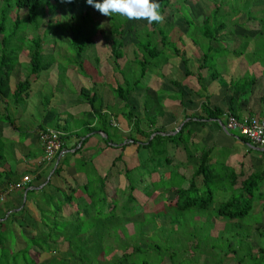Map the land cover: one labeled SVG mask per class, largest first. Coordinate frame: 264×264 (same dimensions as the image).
<instances>
[{"label":"trees","instance_id":"16d2710c","mask_svg":"<svg viewBox=\"0 0 264 264\" xmlns=\"http://www.w3.org/2000/svg\"><path fill=\"white\" fill-rule=\"evenodd\" d=\"M59 1L60 0H15L13 3V6L16 9V13L14 15L15 18L12 20V22L7 24H13V28L16 30L18 24H22L18 15L19 12L22 11L24 12L25 23L22 24V26L24 28L28 26L27 28L33 32H36L37 28L40 26V18H38L41 13L40 9L43 8L45 3ZM158 3L159 10L161 14L164 15L166 8L170 4V0H158ZM221 4L222 2L220 5ZM226 5L227 4H225V7ZM244 6V11H241L244 12L248 19L255 21L256 17H254L253 12L249 11L250 8L248 7V2H245ZM262 6V11H264V0ZM83 7L88 8V6L83 4V2L79 7L77 6V8H75L79 13H83L82 16H85L89 19L87 11L84 9L82 10ZM5 9H9V7H6ZM220 10L217 6H212L210 11L202 17V20L199 24H196L189 17L187 10L184 8L178 10L180 11L184 24L187 28L185 32L187 37L193 35V37H198L199 40L195 38V40L192 41V44H199L201 47H204L201 56L197 59L196 74H194L193 71L189 70L188 68V63L191 60L185 57L184 53L176 48L175 43L168 39L167 32L171 26H168L165 18L163 23L149 24L147 22V26L150 27L149 30L145 28L138 31L135 30L137 42L135 43L136 51L133 52V61L134 65L138 68V74L133 78L132 81H128L126 75L130 76L129 72H133L132 68L131 70L128 69L127 72L121 70L122 84L114 83L113 86L109 85V91L115 97V99H118L120 104H122V106L127 109L126 113H120V116L122 119H124V121H129V123H131L132 129H130V131L139 136V139L130 135H124L123 139H119L121 137L110 135L107 132L110 120V115L107 111L114 112L115 114H119V112H117V109H115L116 111L108 109V106L110 105L106 104L105 101L100 97H97L96 83L91 82L90 75L85 71V68L87 67L86 61L82 59L83 49L92 46L91 38L95 35L96 30L93 34H91V36L88 38L84 37V40H81L79 44H77V47L73 52L72 63L70 64L71 67L74 68L77 76L82 78L83 81L88 82L90 86L88 88L85 87V83L83 85L81 84V87L78 91V94L81 96V101L77 102L75 105H77V107L79 104L83 106L87 105L90 110L85 112L87 123H90L92 120L96 119L98 121L97 125L92 129H87L90 135L83 138L82 140L77 141L79 147L75 149L73 153H66L65 155L63 154L62 157L59 158L54 169L52 166H50L49 178L44 186H42L39 190H33L27 188L29 187L28 183L20 188L22 194L24 193V202L21 203L20 210L13 212L10 211L12 207L11 209L10 207L5 208V212H10L6 216H3L2 220L0 221V229L1 227L5 226V231L7 234L9 233L8 237H6H11L14 239V247L10 248L8 245L10 242L9 239H5V235L1 231L0 257L5 256V260L2 263V260L0 259V264H44L39 262L38 259L44 255L46 251L48 252L51 249L48 247V245L55 243V241L52 240L53 233H60V235L54 236L56 241L63 239L62 241L68 244L74 234L68 235L65 234L64 231L72 230L76 233H82L86 231L90 232L94 230V228L96 229L99 225H103L102 223H98L100 221L98 219L99 216L104 217V222L108 223L111 221V218L113 217L112 213L119 202L116 203V200H113L111 196L109 197L106 194L105 187L107 183L114 189L121 190L123 188H127L125 195L126 206L136 203V197L133 195L134 191L143 194L145 197L144 202H146L154 191L162 190L161 192H164L166 197L172 193L174 195L173 201L171 203H167V209L174 206L178 211H185L193 208L205 210L212 204L214 193L212 190H215L210 189L209 184L218 180L215 175L213 176V172L215 169L220 168L221 166L225 168V188L231 190V193L230 197L217 208L216 215L218 217L224 218L225 221L242 219L251 211L254 201L264 202V171L249 170L246 172L240 171L235 173L233 169L225 166L222 161H211V147H204V145L201 143L196 144L191 141V139L194 137V131L191 130V126L204 124L208 120H212V123L217 126L216 122L221 119L225 112H228L235 117H239L241 102L242 100L247 99L250 95L251 86L256 79L252 73L246 71L236 79L229 78L228 81H226L225 76L222 77L221 73L214 67V63L213 65L211 64L220 56L225 57L231 52L227 46L225 48H221L218 51L217 47H213L214 44H224V42H227L225 41L227 39L229 41L236 39L235 36L234 38L228 36V32L226 31L225 16L227 17L228 11L225 9L224 13ZM246 10L248 11L247 13ZM6 11L7 10H5V12ZM237 13L238 9H234L232 12V18L227 21L228 24H237L232 20L237 15ZM262 14H264V12ZM109 19L111 20L112 24L108 31V39L106 41L109 49L110 62L112 63L114 70L116 69L117 72L120 69L118 60L124 56L122 51L123 47H125L123 37L124 22L118 15L109 16ZM80 26L82 29L83 27L85 28L84 25L82 26L80 24ZM53 27H56V29L60 28L59 24L57 23L47 24L45 30L48 32ZM67 27H69L71 30L77 26L67 25ZM45 30L43 31L44 33H46ZM0 31H2L1 26ZM23 31L24 29L22 30V33ZM262 33V30H257L256 35L261 36ZM143 34L144 38L146 37L145 39L141 38L143 37ZM12 36H14V34ZM257 36H255V38H257ZM155 37L159 39L158 41L160 45L170 52V55H166L163 48L158 47L157 42L155 43ZM22 40L20 41V44ZM72 40H75V35L71 36L70 41ZM30 41L29 48L27 49L29 69L28 78L32 79L37 77V74L40 71L50 69L52 62L42 61V40L39 38V36L32 38ZM8 43L9 40H5L3 37L0 39V101L6 102L9 98H11L13 101L17 102L22 100L24 96L26 97L28 95L30 83L28 78L24 80H16L14 89L11 91L10 78L12 72L14 71V66L16 65L14 54H17L21 48L18 46L15 48H9L7 45ZM231 43L235 44V40L233 42H228L226 45ZM258 43L260 44V42ZM17 44H19V42H17ZM247 44V41L241 43V47L234 48L231 53H233L234 56H238L240 54L242 55L244 51L243 49L247 47ZM261 46L262 47L260 49L254 48L252 53L247 55L244 59H246L247 64L249 65L255 63L260 65L262 67L261 72L264 73V54H260L261 50L264 52V43ZM136 53H138L140 56L138 57ZM161 58L163 60L160 62L164 65H166L165 63L167 59L179 60V64L181 63L183 66V79L192 76L195 77L200 88H203L204 90L206 89V85L204 86L203 82L206 81L209 84L215 83L219 90L225 91L226 89V93L223 92L222 95L219 96V101H221V103L223 101L224 104L226 103V107H211L209 96L205 95L204 100L199 107L200 114L184 116L187 118V121L183 122L177 132L172 135L171 133H173L174 130H171L170 133H168L161 125H156L158 121V119L156 120V117H162L163 115V111L160 109L161 105H159L158 100H160L163 95H166L167 92L173 90L171 94L172 96H167L171 97V100H177L179 105L185 107L186 102H189L190 100L192 102L193 98L198 96V94L189 87L183 85L181 82L172 79H166L160 74L158 76L159 78H156V80L151 79L149 85L142 87V89L146 90L145 93L148 95L151 101H153V107L156 109L155 115L149 117L150 115H147L146 111H144L146 109L144 108L143 113L147 119V127L153 128L150 131L142 130L140 127L141 119L135 118L131 113V107L128 104L127 96H129L134 89L141 88L139 87L141 80L146 76L152 66H154V68L158 67L156 61L160 60ZM93 62L96 66L99 62V59L94 57ZM169 64L171 66L175 65V63ZM202 69H206L208 71V79L206 77V81H204L198 72ZM159 93H162L161 96H159ZM175 95H177V98L174 97ZM96 101L100 105L95 108L94 104ZM260 103L264 104V94L260 98ZM103 106L107 109V111L104 113L101 112ZM0 121H3L1 116ZM95 130H98L104 135V138L101 139L103 146L99 151L102 152L107 148L114 147L120 150V152L113 159L110 169L104 174L103 177L98 178L93 182H86L80 187L79 192L82 195V201L77 202L75 200L77 196H79L77 193L78 190L76 191V188L67 187L65 185V181L59 177V174L61 172V166H67L70 164L68 159L80 151L89 138H91L92 133ZM115 137L117 138L116 141H114ZM238 137L247 142L240 135H238ZM121 142H123V145L117 146ZM129 146L133 147L134 156L137 160L136 165L131 168L127 167L124 161V151ZM190 146H192V151L189 149ZM196 146L198 148H196ZM176 149H180L186 153V162H177L176 159L173 158L174 151ZM3 164L4 158L0 152V166ZM145 164H151V169L148 171L149 175L156 173L157 170H159V173L164 172L167 174V179L161 181H151L149 178L147 180L141 178V181H136L140 183L139 187L141 189L137 188V186H133L129 181L131 172L137 167L142 168V165ZM175 166L184 169L185 172L181 173L174 171L173 167ZM187 173H189L188 178L185 176ZM12 175L13 174L10 171L5 172L4 177L6 183L9 184V178ZM53 180H58L61 187L53 186ZM143 182H146L147 187H144ZM49 189H51L50 192ZM44 195L47 197L46 202L43 201L44 198H42ZM37 197L41 203L34 199V208L38 213V219H34L27 211L25 205L27 201ZM262 209H264L263 206ZM81 213L86 214L84 219H81ZM122 216L124 218L126 217V215ZM132 216H135V213H133L132 210H128V218L122 219L121 221H128L130 223H122L123 226L119 224L122 229L128 228L129 233H132L131 229H133L134 224L138 223L139 221H130L129 218ZM133 251L131 250V252ZM228 253L229 252H227V254ZM125 256L127 255L123 254L120 259H123ZM85 257L87 258V256ZM120 259H118L114 264L120 263Z\"/></svg>","mask_w":264,"mask_h":264},{"label":"rangeland","instance_id":"374dc122","mask_svg":"<svg viewBox=\"0 0 264 264\" xmlns=\"http://www.w3.org/2000/svg\"><path fill=\"white\" fill-rule=\"evenodd\" d=\"M14 1L15 0H0V26L2 28V31H0V39L3 37L5 40H9V43L7 44L9 48H15L17 46L21 48L17 54H14L16 65L11 74L13 76L11 77V81L13 82V80H24L28 78L29 69L27 49L29 48L30 40L37 36L42 40V61L52 62L50 69L54 68L52 70L47 69V72L40 71L35 78H28L31 94L27 100V103H30V109L24 114L29 122L27 124L29 126L30 124L32 125V119L39 121L41 111L38 107L40 105L44 107L48 102L49 104L57 103L60 99V94H67L65 98L67 101H70L73 95L74 100L76 98L81 101V96L76 90V83L74 80L79 79L80 82H83V80L77 75H75L74 80L69 77L72 76L70 70L74 71V68L71 67L70 63H72L73 52L76 49L77 44H79L81 40H84V37L88 38L91 36L95 30V35L93 37L96 39V43H93L92 37V46L84 48L82 52V59L86 61L87 66L85 71L93 73L91 74L93 75V81L98 85L96 88V95L97 97L100 95L105 103L110 105L108 106V109L112 111H116L115 109H117L119 114H125L127 109L124 108L118 99H115L110 93L108 85H114V83L122 84L121 70L127 72L128 69L131 70L132 68L133 72H129L130 76L126 75L128 81H132L138 74V68L134 65L133 61V52L136 51L135 43L137 42L135 32L144 28L149 30L150 27L147 26V21L143 19L127 20L124 17L119 16L124 22L123 37L125 47H123L122 50L124 55L123 58L118 60L120 69L116 72V69L114 70L112 63L110 62L109 49L106 41L108 39V31L112 24L109 16L100 14L92 6L88 5L86 0H60L59 2H49L43 5L38 17L40 18V26L37 28L36 32L27 28L28 26L25 28L22 26V24H25L24 12L22 11L18 14L22 24H18L15 30L13 24H7L12 22L15 18L14 15L16 9L13 6ZM212 1L170 0V4L163 15L168 26H171L167 32L168 39L175 43L176 48L181 50L185 57L191 60L188 63V68L193 71L194 74L197 73V59L201 56L204 47H201L199 44H192V41H194L195 38L199 40L198 37H193L194 35L187 37L185 34L187 28L180 11H178L180 9L184 8L187 10L189 17L196 24L201 22L202 17L210 11L212 6H217L219 10L221 8L220 11H223L224 13L226 9L228 14L227 17L225 16V27L228 36L233 38L235 36L238 40H249L247 44V52H251L254 48L260 49L262 47L261 45L264 43V14H262L264 12L262 11L263 0ZM82 2L88 6V8L83 7L82 10L84 9L87 11L89 19L82 16L83 13H79L76 9L77 6L79 7L82 4ZM97 2H102V0H97ZM221 2L222 4L220 5ZM245 2H248V7L250 8L249 11L254 13L253 15L256 17L255 21L248 19L244 12H242L245 9ZM225 4H227L226 7ZM6 7H9V9H5ZM234 9H238V13L232 20L237 24H228L227 21L232 18V12ZM5 10L7 11L5 12ZM247 12L248 11L246 10V13ZM56 23L59 24L60 28L56 29V27H53L48 32L45 30L47 24ZM80 24L82 26L84 25L85 28L83 27L82 29ZM67 25L77 27L70 30ZM23 29L24 31L22 33ZM44 30L46 33L43 32ZM257 30L263 31L261 36L256 35ZM13 34L14 36H12ZM72 35H75L74 41H70ZM255 36H257V38H255ZM141 38L145 39L146 37L144 38L143 34V37ZM155 39V43L157 42L158 47L163 48L166 55H170V52L160 45L158 41L159 39L157 37H155ZM21 40L22 42L20 44ZM234 40L229 41L227 39L225 40L227 42H224V44H214L213 47H217L219 51L221 48L227 46L228 49L231 50V48L236 45L232 43L228 45L226 44L228 42H233ZM17 42H19L20 45L17 44ZM258 42H260V44ZM240 47L241 45L237 46V48ZM260 54H264V52L261 50ZM136 55L138 57L140 56L138 53H136ZM94 57L99 59L96 66L93 62ZM12 59L14 60L13 57ZM161 60L163 59L161 58L160 60H157L158 67L154 68V66H152L146 76L141 80L139 85L141 88L134 89L133 92L127 96L128 104L131 107V113L135 118L141 119L140 127L142 130L148 129L147 119L143 113L144 108L146 109L144 111H146L147 115H150L149 117H152L156 113V109L153 107V101H151L145 93L146 90L142 89V87L149 85L151 79L156 80V78H159L158 76L163 73V76L166 79L183 80L188 86H193L196 82L195 77H187L183 79V66L181 63L179 64V60L167 59L165 63L166 65L161 63ZM224 62L225 57L223 58L220 56L211 63L212 65L214 63V67L221 73L222 77L225 75L223 69ZM169 63H175L176 67H170ZM55 69L58 71V74ZM198 72L200 73V76L206 80L208 71L202 69ZM41 76L44 77L41 79ZM47 77L48 79L49 77L52 78L49 79L52 80L50 81L52 82L51 85L45 81L47 80ZM38 81L42 83L41 86ZM159 94V96H161L162 93ZM167 97L171 100V97ZM174 97L177 98V95ZM158 103L161 105L160 109L162 110L163 106L160 100H158ZM99 105L100 104L97 101L94 104L95 108ZM49 111L56 113L54 121L48 124V127L52 129L55 128L54 123L58 120L57 118H69L66 114L68 111H64L63 109L60 111L59 106L49 108ZM29 114H33L32 119H29ZM43 114L45 115V113ZM75 118L74 120L69 118L70 121L68 123L72 122L70 124H80L81 121H87L84 112H79ZM157 119L158 116L156 117V120ZM119 120L121 124H124L123 128L128 124L130 125V129H132L129 121L125 122L122 118ZM17 127L19 133H23L24 127L22 124ZM208 131V127L201 129L204 136L208 135ZM107 132L110 135L121 137L119 139L124 138L121 134L120 128H108ZM128 135L139 139V136L134 132L130 131ZM101 139H99L100 144L103 143ZM116 139L117 138L115 137L114 141H116ZM89 143L92 142L87 141L84 145V149H87L86 147ZM205 143L209 146L214 143L211 148L220 149L219 156L221 161L225 159V151L227 150L225 148V133L222 132L220 137H218L213 143L208 135L205 139ZM121 144H123V142H121ZM90 147L94 150L93 146ZM196 148L198 147L196 146ZM128 149L132 152L133 147L129 146ZM189 149L192 151V146H190ZM222 150L224 151L221 152ZM89 151L90 150L87 149L86 153L88 154ZM0 152H2L1 149ZM93 152L92 155L94 154L95 156V151ZM88 155L85 157L88 159L86 163H90L91 161L89 172L94 175L93 172H98L101 168L100 165L96 163V159L91 155ZM132 155L133 154H130V156L125 158L129 168L135 166L137 163L136 157ZM107 156H110L109 152L103 154L100 158H107ZM177 157L179 159L176 161L181 162L180 159L183 158L181 152L177 153ZM215 159L220 161L217 157H215ZM142 166V168L137 167L134 169L129 176V181L133 186H137V188L141 189L139 187L140 183H138L141 181V178H144V180L149 178L151 181L167 179V174L164 172L159 173V170H157L156 173L149 175L148 171L151 169V164H145ZM173 170L181 171L176 167H173ZM213 173V176L215 175L218 180L209 184V188L215 190H212L214 191V193L212 192V204L205 210L193 208L190 210L178 211L174 206L167 209V203L173 201L174 195L172 193L166 197L164 192H161L162 190L154 191L146 202H144L145 197L143 194L134 191L133 195L136 197V203L126 206L125 195L127 188L120 190L114 189L111 186L108 189L109 197L111 196L113 200H116V203H120L115 207L111 221L108 223L104 222V217L99 216L98 219L100 221L98 223H102L103 225H99L96 229L94 228V230L90 232L76 233L72 230L64 231V233L68 235L74 234L68 244L62 241L63 239L56 241L54 236H58L60 233H53L52 240L55 241V243L48 245V247L51 248H49V251L54 252L46 251L38 261L44 264H114L123 254H126L127 256L120 259V263L118 264H264V209H262V206L264 207V202L254 201L251 211L242 219L225 221L224 218L216 215V210L230 197L231 190L225 188L224 167L220 166V168L215 169ZM185 176L188 178L189 173ZM143 185L145 187L146 182H143ZM21 199H23V196ZM1 206L2 203H0V207ZM128 210H132L133 213H135V216L129 218L130 221L139 220L138 223L134 224L133 229H131L132 233H129L128 228L122 229V227L119 226V224L122 225V223H130L128 221H121L122 219L128 218ZM122 215H126V217L124 218ZM1 231L5 235V239H9L10 242L8 245L10 248L14 247V239L11 237L7 238L9 233L7 234L5 231V226L1 227L0 232ZM131 250L134 251L131 252ZM227 252L229 253L227 254ZM85 256H87V258ZM0 259L3 263L5 256L0 257Z\"/></svg>","mask_w":264,"mask_h":264},{"label":"crops","instance_id":"0c3cea01","mask_svg":"<svg viewBox=\"0 0 264 264\" xmlns=\"http://www.w3.org/2000/svg\"><path fill=\"white\" fill-rule=\"evenodd\" d=\"M235 47L231 48V52L234 48H237L238 45H241V43L245 42V40H238L235 39ZM249 42V40H247ZM93 43H96V39L93 37ZM248 46V45H247ZM243 54L234 56L233 53H228L225 56V64H224V73H225V80L228 81L229 78L236 79L237 77L241 76L244 72L248 71L252 73L256 79L253 85L251 86V92L247 99L242 100L240 105V116L245 115H254L257 117H263L264 118V104L260 103V98L264 94V73L262 71V67L255 64H247L246 59H244L247 55L251 54V52H247V47L243 49ZM224 58V57H223ZM170 67H176V65ZM54 68L48 69L52 70ZM47 72V70H45ZM44 71V72H45ZM54 71V70H53ZM55 71L58 74V71L55 69ZM54 71V72H55ZM72 72V76H69L73 80L75 79V75H77L73 70H70ZM90 73V74H89ZM88 74L91 77V82L93 81V74L92 72H89ZM184 73V71H183ZM164 74V73H163ZM162 74V75H163ZM51 75V74H49ZM11 77H13L11 75ZM44 76H41V79ZM79 77V76H78ZM193 77V76H192ZM203 78V77H202ZM49 79H52L49 77ZM47 77L46 82H48L50 85L52 84V80H49ZM204 81L205 78H203ZM19 80V79H18ZM37 80V79H36ZM174 80V79H172ZM16 81V80H15ZM15 81H11L10 78V89L11 91L14 89ZM76 83V90L79 91V88L81 87V84L83 85L85 83L86 87H89L88 82H80L79 79L74 80ZM176 81L181 82L183 85L189 87L193 91L197 92L198 96H195L191 102H186L185 107H182L179 105V102L177 100H169L167 95H171L172 91H169L166 93V95H163L161 97L160 102L163 106L162 109V117H158L157 124L158 126H162L165 131L170 133L171 130H174L172 135L177 132L179 127L183 124V122L187 121V118L184 116H192V115H199L200 114V104L203 102L205 95L209 96V102L210 106H221L222 108L225 106L226 103L219 101V96L222 95L223 92L226 93L223 90H219L218 86L215 83H207L203 82L206 89L200 88L198 85L196 79H195V85L188 86L184 83L183 80ZM39 85L41 86L42 83L38 81ZM110 85V84H109ZM108 85V86H109ZM96 84V88H97ZM113 86V85H111ZM30 87V85H29ZM28 95L23 97L20 101H13L11 98H9L6 102L0 101V116L3 118V121H0V149L2 150V156L4 158V164L0 166V194L3 196L2 206L0 207V221L2 220L3 216H6L10 211L16 212L20 210L21 208V197L24 195L20 191V188L26 184L29 185L27 187L28 189L33 190H39L42 186H44L49 178V169L50 166L47 164H40V160L42 157V149L37 141V132L44 129H50L55 130L62 134L63 138V149H64V155L66 153H73L75 149L79 147V144H77L78 140H82L83 138L87 137L89 132L87 129H92L93 127H96L97 120L94 119L90 123H87V121H81L80 124H70L68 123L71 120H74L75 117H77L79 112H87L89 110L87 105H80L77 107L75 105L77 102H79L78 99L74 98V95L70 96V101H67L65 98L67 94L62 95L60 94V99L57 103H46V106L42 107L41 105L38 107L41 111L40 120L36 121L32 119L33 114H29V119H32L33 124L30 126L27 124L28 119L25 118L24 114L26 111L30 109V103H27L28 97L30 96V88L28 89ZM52 93V92H51ZM97 93V91H96ZM53 94V93H52ZM165 94V93H164ZM51 95V94H50ZM99 97L102 99V97L99 95ZM73 99V100H72ZM67 102V103H66ZM59 106V110L62 109L64 111H68L67 116H69L68 119L66 118H57L58 120L54 123V129L48 127L49 123H52L55 118V112L49 111V108ZM36 109V108H35ZM48 109V110H47ZM90 111V110H89ZM107 109L102 108L101 112H106ZM110 115V120L108 124V128L114 129V128H120L121 134L124 136H128L130 132V125L126 124L123 128L124 124L120 123V118H122L119 115L115 114L114 112L107 111ZM45 113V115L43 114ZM116 118V119H115ZM76 119V118H75ZM194 120V119H193ZM123 122V121H121ZM126 122V121H125ZM15 124V125H14ZM22 124L24 127L23 133L18 131V127ZM217 126L212 123V120L206 121L204 124L201 125H194L191 126V130L194 131V137L191 139L193 143H201L204 145V147H211L218 137L222 134V130L218 126V122H216ZM13 125V126H12ZM208 127V135L212 140V145L209 146L205 143V139L208 135H203V132H201V129ZM153 127H148L145 131L152 130ZM225 133V132H223ZM233 133V134H229ZM164 135V134H162ZM116 136V135H114ZM104 138V135L100 133L98 130H95L92 133L91 138H89L88 142L91 141L92 143H89L87 145V149L90 150V154L87 152V149H84L85 146H83L80 151L75 153L71 158L68 159L69 165H62L61 166V172L59 174V177L62 178L65 181V185L67 187L76 188V191L79 196H77L76 200L77 202L82 201V195L80 194L79 190L80 187L86 183V182H93L97 180L98 178H101L104 176V174L110 169L111 163L113 159L119 154L120 150L110 147L105 149L104 151H99L102 148V144H100L99 139ZM77 144V145H76ZM121 144V143H120ZM76 145V146H75ZM119 145V144H118ZM117 145V146H118ZM93 146L94 150L90 147ZM225 148L227 149L225 151V159L222 160V163L233 169L235 173L238 172H246V171H264V146L263 148L256 147L252 144H249L245 142L243 139L238 137V134H234V132H226L225 133ZM92 149V150H91ZM95 151L92 155V152ZM220 149H212V162L218 161L215 159L217 157L220 161L221 158L219 156ZM222 150L221 152H223ZM97 152V153H96ZM110 153V156H107V158H100L105 153ZM181 152V155H183V158L180 159L182 163L186 162V153L182 150L176 149L174 151V157L176 160L179 158L177 157V153ZM94 153V152H93ZM125 158L127 156H130V154L134 155V152H132L126 148L124 151ZM92 156L94 159H96V163L100 165V170L98 172H93L91 174L89 171V165L90 163H86L88 159H86V156ZM132 155V156H133ZM93 159V160H94ZM126 163V160H124ZM127 165V163H126ZM128 167V165H127ZM178 168L177 166H175ZM181 171L178 170V172H185L184 169L178 168ZM12 172V176L9 178V184L6 183L4 174L5 172ZM189 171V170H188ZM28 176L30 181L28 183H22V177ZM45 181V182H43ZM53 186H60V182L58 180L52 181ZM10 187L11 191L9 193L3 194L4 190H6ZM61 187V186H60ZM111 186L107 183L105 187V192L109 196L108 189ZM52 188V187H51ZM51 189H49V192ZM44 195L42 198L43 201H47V197ZM31 199V198H30ZM34 199L39 201L38 198H32V200H29L26 202V209L29 212V214L32 215L34 219H38V213L36 209L34 208ZM41 203V201H39ZM44 202V203H45ZM12 207V209L9 212H5V208ZM81 219H84L86 214L81 213Z\"/></svg>","mask_w":264,"mask_h":264},{"label":"built area","instance_id":"2783aa9c","mask_svg":"<svg viewBox=\"0 0 264 264\" xmlns=\"http://www.w3.org/2000/svg\"><path fill=\"white\" fill-rule=\"evenodd\" d=\"M218 122V121H217ZM226 132H234L243 137L249 144L263 148L264 146V118L254 115L235 117L225 112L219 120ZM37 141L42 149L40 164H47L54 169L58 160L64 154L62 134L50 129L37 132ZM28 176H23L21 182L28 183ZM10 187L3 194L9 193ZM0 194V201H2Z\"/></svg>","mask_w":264,"mask_h":264},{"label":"clouds","instance_id":"9594fccd","mask_svg":"<svg viewBox=\"0 0 264 264\" xmlns=\"http://www.w3.org/2000/svg\"><path fill=\"white\" fill-rule=\"evenodd\" d=\"M86 3L104 16L115 14L127 20L143 19L149 24L164 21L158 0H86Z\"/></svg>","mask_w":264,"mask_h":264},{"label":"water","instance_id":"95a60500","mask_svg":"<svg viewBox=\"0 0 264 264\" xmlns=\"http://www.w3.org/2000/svg\"><path fill=\"white\" fill-rule=\"evenodd\" d=\"M218 126H219V128H220L223 132L226 133V131L222 128V124H221V122H219V121H218ZM151 136H153V135H151ZM121 145H123V144H119L118 146H121ZM22 202H24V195H23Z\"/></svg>","mask_w":264,"mask_h":264}]
</instances>
